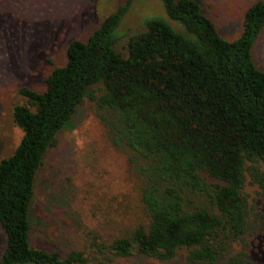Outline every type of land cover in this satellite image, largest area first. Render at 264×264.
I'll use <instances>...</instances> for the list:
<instances>
[{
	"label": "trees",
	"instance_id": "1",
	"mask_svg": "<svg viewBox=\"0 0 264 264\" xmlns=\"http://www.w3.org/2000/svg\"><path fill=\"white\" fill-rule=\"evenodd\" d=\"M133 2L85 41L72 40L42 90L20 88L26 103L13 107L12 119L22 136L0 161V264L89 263L85 251L61 258L30 242L38 171L85 100L126 157L136 210L122 207L114 218L93 205L102 231L86 233L97 255L90 257L249 264L247 177L264 187V72L252 58L264 1L247 8L241 35L228 42L199 2L160 0L166 17L146 19L124 56L118 29ZM110 228L117 234L107 240Z\"/></svg>",
	"mask_w": 264,
	"mask_h": 264
},
{
	"label": "rangeland",
	"instance_id": "2",
	"mask_svg": "<svg viewBox=\"0 0 264 264\" xmlns=\"http://www.w3.org/2000/svg\"><path fill=\"white\" fill-rule=\"evenodd\" d=\"M125 1L0 0V161L12 155L22 136L12 119L13 107L26 103L20 88L42 90L51 70L65 64L68 44L85 41ZM193 1L199 2L219 35L232 42L243 31L247 8L264 0ZM159 16L166 17L160 0H134L118 29L116 50L126 56L129 39L145 30L146 19ZM252 58L264 72V28L252 47ZM244 193L250 205L248 261L264 264V187L247 177ZM93 205L111 211L114 218L122 207L135 210L126 157L109 144L91 104L85 100L60 131L57 146L49 150L38 171L30 211L31 245L56 252L61 258L71 251H85L88 264H186L182 258L164 262L136 254L111 261L100 255V260L91 258L86 233L102 231L93 216L97 211ZM97 215L98 219L99 212ZM110 230L104 233L107 240L117 234ZM4 249L5 236L0 228V257Z\"/></svg>",
	"mask_w": 264,
	"mask_h": 264
}]
</instances>
